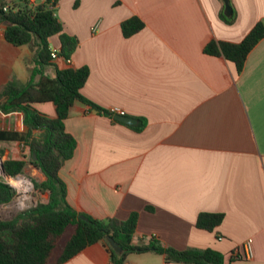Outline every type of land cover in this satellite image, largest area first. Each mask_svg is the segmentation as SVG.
<instances>
[{"label": "crops", "instance_id": "0c3cea01", "mask_svg": "<svg viewBox=\"0 0 264 264\" xmlns=\"http://www.w3.org/2000/svg\"><path fill=\"white\" fill-rule=\"evenodd\" d=\"M229 3L232 23L220 15L222 0H58L63 32L78 45L69 60L51 62L88 67L84 97L145 120L135 131L76 101L64 120L76 147L58 175L78 212L120 220L136 212L134 244L155 238L179 250L213 248L228 264H264V37L240 73L223 56L204 52L211 40L239 42L264 23V0ZM132 16L144 27L125 37L121 22ZM59 48L51 37L50 49ZM32 58V46L6 41L0 24V91L12 78L29 80ZM34 106L56 116L52 102ZM25 130L22 112L0 110V132ZM0 157L25 159L24 177L46 179L20 141L0 140ZM39 193L37 202H46L48 193ZM200 212L224 217L208 231L195 225ZM248 239L251 256L238 257ZM53 256L48 264H57ZM61 264H111L110 251L100 240ZM124 264L187 263L145 252L130 253Z\"/></svg>", "mask_w": 264, "mask_h": 264}, {"label": "trees", "instance_id": "16d2710c", "mask_svg": "<svg viewBox=\"0 0 264 264\" xmlns=\"http://www.w3.org/2000/svg\"><path fill=\"white\" fill-rule=\"evenodd\" d=\"M58 0H44L31 6L28 0H0V24L4 25V38L14 46L31 45L32 66L29 80L21 83L9 80L0 91V110L4 113H23V132H0V140H17L25 144L30 157L28 162L40 170L46 179L33 182L34 189L48 193L46 202L19 211L11 219H0V264H48L65 232L69 234L56 259L61 264L72 256L100 240L106 242L110 251L111 264H124L130 253L154 252L164 256L167 262L187 264H228L224 255L207 247L175 249L164 246L158 239L150 238L147 243L134 244L138 214L133 212L125 220L114 217L98 219L78 212L66 199V185L58 173L64 162L70 159L76 147L75 138L66 131L64 120L76 101L89 106L99 114H114L84 97L81 88L85 84L89 69L86 66L58 68L51 62L50 38L57 36L60 43L58 55L69 60L78 45L76 37L63 32L62 22L55 14ZM4 7L6 9L4 10ZM221 17L232 23L234 11ZM144 27V22L132 16L121 22V31L129 37ZM264 37V23L257 22L239 42L211 40L204 46L209 55L223 56L240 73L251 49ZM46 66H53L55 75L45 73ZM52 102L56 116L50 117L35 108L34 104ZM123 123V122H120ZM125 124V123H124ZM145 120L139 118L135 131H140ZM34 131H39L36 135ZM25 159H5L6 175L16 176L23 172ZM15 195L14 189L0 181V204L8 203ZM83 216V217H81ZM224 214L200 212L196 218L197 228L213 231L223 220ZM111 237L121 248L113 250L107 237Z\"/></svg>", "mask_w": 264, "mask_h": 264}, {"label": "rangeland", "instance_id": "374dc122", "mask_svg": "<svg viewBox=\"0 0 264 264\" xmlns=\"http://www.w3.org/2000/svg\"><path fill=\"white\" fill-rule=\"evenodd\" d=\"M46 73L47 74L52 73L51 72V66H49L47 68ZM52 76H53V74H52ZM21 175L24 176L23 173H21ZM25 177L28 178L27 176H25ZM30 181L32 183V188L25 193L28 196V199L25 200L26 204L24 206L20 207L18 205V202H17L18 200L14 199L15 195H16V193H15L14 197L8 203L0 204V219H8V218L14 217L19 211L35 205V203L38 200H40V198H41L40 193L35 191L34 186H33V181L32 180H30ZM69 231L70 230L68 229L65 232V234L63 235V237H62L61 241L59 242L58 247L54 253L53 259H55L57 257V255L59 254V252L63 246V243L69 234Z\"/></svg>", "mask_w": 264, "mask_h": 264}, {"label": "built area", "instance_id": "2783aa9c", "mask_svg": "<svg viewBox=\"0 0 264 264\" xmlns=\"http://www.w3.org/2000/svg\"><path fill=\"white\" fill-rule=\"evenodd\" d=\"M43 1L44 0H28L29 5H31V6H35V5H37V4H39V3L43 2ZM5 9H6V7H4V10ZM58 52H59L58 49H50V58H51V60H56V59L59 58ZM110 111L114 115L115 114H124V112L122 110H120L119 108H112V109H110ZM2 164H3V161H2V159L0 157V181L10 185L14 189L16 194H18V195L23 194L24 192L19 190L18 188H16L11 182V180L13 178L17 177L20 174H18L16 176L6 175L5 172H2ZM251 241H252L251 239H248V240H246L244 242V244H243L244 252L242 254L237 253L238 257H249V256H251V254H252Z\"/></svg>", "mask_w": 264, "mask_h": 264}, {"label": "water", "instance_id": "95a60500", "mask_svg": "<svg viewBox=\"0 0 264 264\" xmlns=\"http://www.w3.org/2000/svg\"><path fill=\"white\" fill-rule=\"evenodd\" d=\"M224 3V14L226 16H230L232 13V7L229 3V0H222ZM114 118L120 122H123L125 124H128L130 126H135L138 124V120L134 117L125 115V114H115ZM2 172H4L3 169V164H2ZM83 217V216H81ZM108 243L109 245L113 248V250L120 252L121 248L118 246V244L111 238V237H107Z\"/></svg>", "mask_w": 264, "mask_h": 264}, {"label": "bare ground", "instance_id": "6f19581e", "mask_svg": "<svg viewBox=\"0 0 264 264\" xmlns=\"http://www.w3.org/2000/svg\"><path fill=\"white\" fill-rule=\"evenodd\" d=\"M11 182L16 188L24 192V197H22L18 203V205L22 207L26 204L25 200L28 199V196L25 193L32 188V183L30 179L24 177L23 175H18L13 178Z\"/></svg>", "mask_w": 264, "mask_h": 264}]
</instances>
